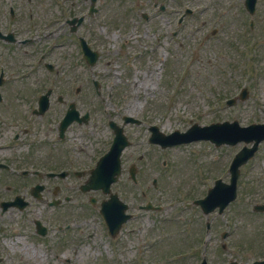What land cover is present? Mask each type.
<instances>
[{
	"label": "rangeland",
	"instance_id": "374dc122",
	"mask_svg": "<svg viewBox=\"0 0 264 264\" xmlns=\"http://www.w3.org/2000/svg\"><path fill=\"white\" fill-rule=\"evenodd\" d=\"M61 1L57 0L54 6L53 0H35L34 4L39 5L34 6L36 20L42 24L48 17L60 18L63 10L68 14V5L61 6ZM77 1L79 4H75L70 13L84 12L86 4L82 0ZM155 1L164 3L167 6L166 14L173 15L169 17L158 14L153 8ZM98 5L101 14L96 20H104L106 23L100 22L92 26L93 33L100 45L106 43L110 54L106 55L103 49L102 59L93 71L84 68L83 63L73 53L67 54L64 62L61 53L65 50L70 52L72 47L65 45L67 31H63L60 39L64 44L59 42L53 49V56L57 61L54 68L63 73L55 79L56 82L65 84L70 76L80 79V83L92 77L102 78L100 97L116 98L125 105L136 107L141 113L144 112L148 119L160 121L166 130H182L188 127L190 121L205 124L236 120L240 126L264 122V36L257 32L256 41L250 44V37L246 35L247 21L244 22L245 13L240 0H101ZM185 7L195 11L178 26L177 37L171 39L169 31L176 28L175 20ZM257 10L255 18L263 19L264 0L258 1ZM143 13L158 15L155 21L162 23L157 26L142 24ZM208 17L212 19L211 24L202 26L201 21ZM216 18L219 20H215ZM242 23L245 24L244 32H240ZM89 24L92 25L87 23ZM261 24H264V21ZM211 28L218 30L214 36L210 34ZM147 30L149 33L144 34ZM244 38L249 46L244 45ZM126 39L131 46L129 50L138 52L142 45H145L150 51L146 52L144 59H135V67L130 64V74H119V71L112 76L115 86L112 90L106 75H102L105 74L102 69L107 60H111L108 66L112 68L123 66L122 58H119L114 50L120 46L125 47L123 41ZM151 48H154V51ZM147 61H150L149 64L153 67H148ZM34 78L32 75L25 85L29 87ZM243 87L248 94L241 101L238 92ZM64 92L67 93V90ZM216 93L223 94V99L212 101ZM95 97L97 96L93 94L90 85L87 88L85 83L78 98ZM231 97H236L237 102L228 107L225 101ZM97 137L101 141L106 138L100 131H97ZM241 146L242 144L238 143L214 147L209 142H196L168 150L167 153L161 151V161L167 159L169 166L165 172L160 170V188H148L151 191L150 196L162 209L153 215L141 216L139 220H143V223L137 224L142 234H147L148 229L153 226L151 235L156 242L151 247L146 241L143 244L148 247L142 248V243L138 245L135 242L136 236L126 237V244L122 245L121 239L120 248L110 256L111 252L103 247L101 233L98 231L92 241L82 242L76 257L81 259L80 264H176L177 261L172 262L170 258V263H165L163 256L167 255L169 248L171 250L179 247L183 242L186 245L193 243L187 234L190 231L199 234L198 239L200 237L201 242L206 240L204 255L209 264H222L230 259L246 262L263 258L264 214L254 213L252 206L264 203V142L260 144L255 156L240 169L236 200L229 204L222 216L215 213L208 216L211 221L209 236L204 232L205 217L194 206H186L191 202V198L196 196L197 191L198 194L203 193L204 188L211 186L215 178L228 181V164ZM33 158L39 159L40 154L34 153ZM151 173L155 175L154 171ZM195 177L198 178V183ZM50 199V195H46L43 202L33 200L29 216L41 217L43 222H49L52 228L67 219L64 218L63 212L69 208L47 207L46 203H49ZM122 200L127 202L130 197H123ZM76 201H81V197H77ZM77 205L81 207L80 212L91 211L83 203ZM76 210L77 208L72 211ZM73 214L69 217L72 218ZM91 216L94 215L79 217L76 223L89 220ZM148 216L155 219L154 224L147 219ZM172 217L176 219H171ZM21 220L25 219L15 209L12 214H5L1 221H11L17 228L15 237L11 239L13 251L2 250L0 246V257L5 258L2 264H46L44 245L27 234L28 228L24 226L21 229ZM225 231L228 232V237L224 240L226 248L221 249L220 245L224 241L220 239V235ZM161 237L168 238V242L166 239L159 242ZM177 237L180 243L177 240L170 242ZM162 250L163 255L160 254ZM181 250L182 247L175 251ZM198 251L200 256L202 249L198 247ZM142 252L143 256L139 257ZM196 259V255L189 256L184 264H194Z\"/></svg>",
	"mask_w": 264,
	"mask_h": 264
},
{
	"label": "flooded vegetation",
	"instance_id": "af4514ba",
	"mask_svg": "<svg viewBox=\"0 0 264 264\" xmlns=\"http://www.w3.org/2000/svg\"><path fill=\"white\" fill-rule=\"evenodd\" d=\"M29 2L14 0L9 8L8 0H0V183L9 192L20 187L29 193L33 186L41 185L42 193L52 191L68 201L86 184L88 171L98 158L93 134L102 123V116L97 114V100L72 98H50L45 114H34L39 99L26 92L37 83L31 80L29 87L25 85L30 76L26 64L32 57L28 53L33 50ZM72 106L77 117H72L62 131L60 123ZM108 116V120H113L118 115ZM122 118L114 125L127 133L129 124L123 123ZM131 125L141 126L143 122ZM107 128L112 133L110 122ZM132 145L121 156L126 168L118 183L123 186L130 184L129 164L138 165L143 156ZM34 153L40 154V158L34 159ZM56 232L59 254L54 256L60 255L62 262L69 263L71 259L64 257L63 250L80 233L68 232V227Z\"/></svg>",
	"mask_w": 264,
	"mask_h": 264
},
{
	"label": "water",
	"instance_id": "95a60500",
	"mask_svg": "<svg viewBox=\"0 0 264 264\" xmlns=\"http://www.w3.org/2000/svg\"><path fill=\"white\" fill-rule=\"evenodd\" d=\"M205 138H209L208 136H204ZM253 150L250 151V154L252 153ZM237 165V164H236Z\"/></svg>",
	"mask_w": 264,
	"mask_h": 264
}]
</instances>
